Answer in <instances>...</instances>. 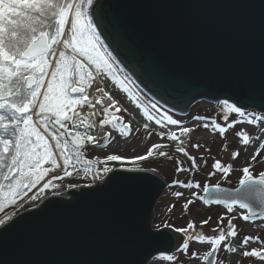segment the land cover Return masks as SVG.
<instances>
[{
  "label": "snow or ice",
  "instance_id": "obj_1",
  "mask_svg": "<svg viewBox=\"0 0 264 264\" xmlns=\"http://www.w3.org/2000/svg\"><path fill=\"white\" fill-rule=\"evenodd\" d=\"M93 4L94 0H0V213L19 207L26 197L31 201L40 199V194L46 190L60 186L57 181L74 175L84 174L86 177L92 174V183L83 185L91 188L97 179H102L101 171L105 176L119 172L158 175L162 164L155 163L156 160H175L177 173L198 170L201 164L187 150L191 133L197 128L218 132L226 140L225 134L237 125L251 126L253 135L243 130L235 133L245 148L258 142L247 166L241 169L238 187L230 191L219 184L205 185L203 196L193 193V198H186L180 206L182 216L190 213L197 201L202 205L223 206L225 214L219 216L217 227L212 229L215 235L206 236L203 231L191 235L190 230L195 225L189 221L183 228L173 229L165 224L163 227L170 229L168 234L157 226L156 234L146 232L140 238L141 243L149 244L168 239L171 233H181L184 239L176 249L178 252L188 254L193 241L209 245L204 255L192 252L188 256L189 262L196 258L204 264H225V260L219 258L223 250L229 254L228 264H233L231 255L238 252L231 243V238L237 237L236 209L244 210L239 214L244 221H255L258 217L264 219V170L258 176H254L251 170L257 157L264 152V72L260 75L258 89L230 94L220 101L223 126L215 119L209 121L204 117H196L197 122L192 126H185L172 115L158 117L138 101L124 80L116 76L111 54L100 40L97 24L93 21L90 11ZM105 77L127 93L146 121L154 122L161 129L149 131V125L144 123L146 138L154 133L161 140L177 142L175 152L182 154L190 162V167H184V161L169 152L160 151L169 147L164 143L152 144L139 155L110 153L103 159H85L86 147H108L110 133L105 131L106 128L117 130L121 137L127 138L132 132L131 120L137 115L127 108L117 107L119 102L106 90ZM250 106L258 111H248ZM151 107L156 109L157 106L153 104ZM85 109L90 111L85 112ZM122 111L128 115V122L124 116L117 115ZM94 117H99L98 125ZM139 131L137 128L136 132ZM191 146L197 150L202 147L198 143ZM222 150H227L226 144ZM239 155V150H235L231 159L236 160ZM199 159L207 164L203 155ZM96 164L99 167L94 171ZM212 167L225 175L233 170L231 164L225 166L218 159ZM173 186L200 188L199 184L178 179L169 185ZM69 187L78 188L80 185L71 184ZM33 189L37 190L36 194L29 197ZM172 195L181 198L184 193L175 191ZM173 208L175 205H170L169 212ZM11 219V215L0 217V226ZM209 219L202 220L201 226L208 224ZM250 243L261 247L247 250ZM240 247L245 249L242 257L264 261V241L259 237L245 236ZM149 258L185 264L175 252L159 256L150 253L145 264Z\"/></svg>",
  "mask_w": 264,
  "mask_h": 264
},
{
  "label": "water",
  "instance_id": "obj_2",
  "mask_svg": "<svg viewBox=\"0 0 264 264\" xmlns=\"http://www.w3.org/2000/svg\"><path fill=\"white\" fill-rule=\"evenodd\" d=\"M92 16L121 68L173 112L260 86L264 0H97ZM166 187L149 172H119L69 198H47L0 228V264H145L150 253L173 254L180 233L140 242L156 234L154 210Z\"/></svg>",
  "mask_w": 264,
  "mask_h": 264
},
{
  "label": "rangeland",
  "instance_id": "obj_3",
  "mask_svg": "<svg viewBox=\"0 0 264 264\" xmlns=\"http://www.w3.org/2000/svg\"><path fill=\"white\" fill-rule=\"evenodd\" d=\"M103 45L107 52H109L104 43ZM111 57L115 67L116 76L121 80H125L124 82L127 87L131 89L134 96L138 98V101L142 103L146 108L150 110L149 106L151 107L153 104H155L157 107L154 110L158 112L153 113L158 117L160 115H172L174 119L181 121L185 126H192L194 123H196V117H204L209 121L215 119L223 126V121L221 119L220 113V102L213 103L208 101H198L189 109L188 113L185 115L173 112L154 102L143 92V90L138 85H135L134 87L130 86L129 74L123 68H121V66L117 63L112 55ZM104 83L116 95V98L119 100V103L123 108H127L130 113H136L137 115L134 120H131L132 132L127 138L121 137L117 130H113L108 127L107 129L110 130V142L108 144V147L104 151L100 152H96L91 149L85 150L86 159H103V157L110 153L120 154L122 156L139 155L145 153L152 144L164 143L168 144L169 147L166 149H160V151L169 152V154L176 159L184 161V167H190V162L182 154L175 152L177 142L167 141L166 139L161 140L154 133L150 137L146 138L147 133L142 127L144 123H147L149 125V131H151L150 128H155L157 131H160L161 129H159V126L154 125V122L146 121V119L143 117V112L140 109L136 108L133 101L128 98L127 93L121 91L118 87H116L109 78L105 77ZM248 111L255 110L252 109ZM119 115L124 116L125 122H128L129 118L126 113L121 112ZM137 128L140 129L139 133L136 132ZM172 130L178 131L175 128H172ZM241 130L247 131L249 135L254 134L251 126L237 125L236 128L230 130L225 134V140L224 138L220 137L218 132H212L211 130L204 129L202 127L197 128L196 131L192 133V140L189 144V147H187V150L191 155L197 157V163L201 164V167L198 170L177 173L175 172V160L168 161L166 159H163L154 161L155 163L162 164L159 174L154 175L158 176L164 182H166L167 187L157 205L155 206L152 229L156 230L157 226L165 229V227H163L165 224L170 225L173 229L183 228L187 227V223L189 221H192L195 225V228L193 230H190L191 235L195 236L199 231H203L206 236L215 235L212 229L217 227V220L219 216L225 214L223 206L202 205V202L197 201L196 207L190 213L183 216L180 212V206L186 202V198H193V193L203 196L204 193L202 189L205 185L212 186L215 184H219L223 188L232 190H235V188L238 187L239 179L242 176L241 169L242 167L247 166L249 158L258 147V142L252 144L251 146H247L246 148L245 146H242L240 144L239 137L235 135L237 131ZM193 143H198L202 145V147L197 150L191 146V144ZM225 144L227 146V150H222ZM133 148H135V151H132ZM235 150H239L240 155L236 160H232L231 153ZM201 155L207 158L206 165L200 161L199 157ZM217 159L220 160L225 166L231 164L233 168L232 172L227 175H225L223 172H217L212 167V164ZM147 163L148 162H141V164L145 165ZM251 170L254 176H258L259 172L264 170V152H261L260 156L257 157V161L253 163ZM81 175L82 174L74 175L73 177L66 178L63 181H57L56 183L60 185L58 188L46 190L45 193L40 194L41 198L36 201H31L26 197L22 202H20L19 207L11 209L5 214H0V217L11 215V220H13L20 214L37 208L45 199L58 195V192H68L69 190L74 189L69 187V185L71 184L83 185L86 183H91V180L89 178L82 179ZM174 179H178L182 182H192L193 184H199L200 188L184 189L175 186L169 187ZM36 191V189H33L32 192L28 194L29 197L33 194H36ZM175 191L184 193V196L181 198L174 197L172 193ZM170 205H175V208H173L171 212H169ZM189 207L192 208V205H190ZM243 211L244 210L236 209V212L234 213L238 217L234 221L237 230V237L231 238V243L233 244V246H236L238 248V252L231 255V261L233 262V264H235V261L237 260L239 261V264H264V261H260L257 258H244L241 255L242 251L245 249L240 247V241L245 236L259 237L261 241H264V219L258 217L255 221H244L239 218V214ZM205 219H209V223L201 226V221ZM11 220L6 224L11 222ZM1 227L3 226H0V228ZM182 235L184 236V234ZM260 247L261 246L257 243H250L247 246V250H251L252 248L259 249ZM208 250L209 245H207V243L199 244L193 241L190 242L188 254L178 251L175 252V254L179 256L180 261H184L185 264H204L203 261L196 258L191 259V261L189 262L188 256L192 252H197L200 255H204ZM219 258L225 260V264H228L229 254L225 253L223 250H221V252L219 253ZM149 264H172V262L156 261L152 259ZM176 264H180V262L177 261Z\"/></svg>",
  "mask_w": 264,
  "mask_h": 264
},
{
  "label": "trees",
  "instance_id": "obj_4",
  "mask_svg": "<svg viewBox=\"0 0 264 264\" xmlns=\"http://www.w3.org/2000/svg\"><path fill=\"white\" fill-rule=\"evenodd\" d=\"M96 1H97V0H94L93 7H94V5H95ZM93 7H92V9H93ZM92 9L90 10V11H91V13H92ZM85 159H86V158H85ZM11 209H12V208H8V209H6V210H5V213H6V212H8V211H9V210H11ZM5 213H0V214L2 215V214H5Z\"/></svg>",
  "mask_w": 264,
  "mask_h": 264
},
{
  "label": "built area",
  "instance_id": "obj_5",
  "mask_svg": "<svg viewBox=\"0 0 264 264\" xmlns=\"http://www.w3.org/2000/svg\"><path fill=\"white\" fill-rule=\"evenodd\" d=\"M94 119L96 120L97 125H98V117H94ZM91 148L96 149V150H102V149H104V148H98V147H91Z\"/></svg>",
  "mask_w": 264,
  "mask_h": 264
},
{
  "label": "bare ground",
  "instance_id": "obj_6",
  "mask_svg": "<svg viewBox=\"0 0 264 264\" xmlns=\"http://www.w3.org/2000/svg\"><path fill=\"white\" fill-rule=\"evenodd\" d=\"M117 107H120V106H117ZM150 130H152V128H150ZM191 138H192V133H191ZM192 140V139H191ZM191 143V141L190 142H188L187 143V147H189V144ZM58 194H60V193H58ZM154 230V229H153ZM154 231H156V230H154Z\"/></svg>",
  "mask_w": 264,
  "mask_h": 264
}]
</instances>
